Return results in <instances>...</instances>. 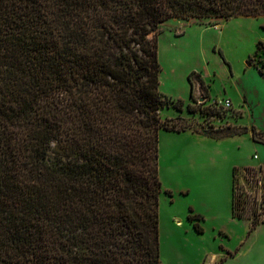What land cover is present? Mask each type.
Returning a JSON list of instances; mask_svg holds the SVG:
<instances>
[{
	"label": "trees",
	"instance_id": "trees-1",
	"mask_svg": "<svg viewBox=\"0 0 264 264\" xmlns=\"http://www.w3.org/2000/svg\"><path fill=\"white\" fill-rule=\"evenodd\" d=\"M259 16L264 0H0V264H160L157 131L187 126L157 113L183 100L158 90L156 27ZM233 176L229 214L250 231L264 212Z\"/></svg>",
	"mask_w": 264,
	"mask_h": 264
},
{
	"label": "rangeland",
	"instance_id": "rangeland-1",
	"mask_svg": "<svg viewBox=\"0 0 264 264\" xmlns=\"http://www.w3.org/2000/svg\"><path fill=\"white\" fill-rule=\"evenodd\" d=\"M156 30V42L167 31L176 41L180 61L192 60L177 62L180 70L214 72L204 77L202 86L192 77L193 100H183L180 110L170 103L157 110L160 119L187 126L180 133L157 131L160 264H264V222L249 231L248 221L242 220L244 225L230 218L228 206L234 167L236 194L245 197L255 212H264V144L250 138V127L264 133V78L258 72L264 71V17L179 23L173 18L159 23ZM132 38L135 41L125 52L140 53V41ZM258 42L261 47L256 51ZM182 81L189 85L187 76ZM225 99L228 107L222 105ZM225 124L245 126L247 131L206 141L203 148L185 137L187 131L201 134ZM196 214L199 219H189Z\"/></svg>",
	"mask_w": 264,
	"mask_h": 264
},
{
	"label": "crops",
	"instance_id": "crops-1",
	"mask_svg": "<svg viewBox=\"0 0 264 264\" xmlns=\"http://www.w3.org/2000/svg\"><path fill=\"white\" fill-rule=\"evenodd\" d=\"M174 19H176L177 23H179L180 21H185V19H182V18H174ZM186 32H187V29L185 30L184 35ZM201 33L203 34L202 31H201ZM173 38L174 37L172 35L167 34V31H163L159 35L157 42H156V45H157L156 56H157V61L160 64L159 65L160 70H159L158 75H157L158 90L160 93H162L165 96H170V97L185 100V99H189V89H190V85H188L185 82V76H187V74L191 71V68L185 67L186 69L183 68L182 70H180L179 67H177V65L180 62L181 63H185V62L186 63H192V60L186 59L185 61H180V59L177 56V52L174 49L176 47V41ZM160 47H161V49H160ZM159 50H160V57L158 56ZM159 59L161 60L163 66H164V69H165V72H163L164 78L162 76V71H161L162 65H161V62ZM193 67H195V66H193ZM196 68H198V67H196ZM192 71H194V70H192ZM194 72H196L198 74V76L202 79L203 85H204V77H208V76L214 74V72L210 69H206L203 72H197V71H194ZM193 77H196V76H193ZM182 79L184 80L185 83H183ZM163 81H164V83H163ZM197 81H198V78H197ZM230 101H231V99H230ZM180 132H184V131H180ZM186 133H187V134H185L186 139L189 140L191 143L198 145L200 148H203V146L208 143L206 141L217 140V139H213V138L201 135L195 131H187ZM256 143H259V142H256ZM230 186H231V184H230ZM229 199H230V191H229ZM229 199H228V206H229ZM231 219H235V218H231ZM241 222L244 224V222L242 220H241ZM220 232L222 233V231H220ZM222 234L226 235L225 232H223ZM210 259H214V254H211ZM208 263H210V262H208Z\"/></svg>",
	"mask_w": 264,
	"mask_h": 264
},
{
	"label": "built area",
	"instance_id": "built-area-1",
	"mask_svg": "<svg viewBox=\"0 0 264 264\" xmlns=\"http://www.w3.org/2000/svg\"><path fill=\"white\" fill-rule=\"evenodd\" d=\"M222 105H224L225 107H228V106H229V101L225 99V100L222 102Z\"/></svg>",
	"mask_w": 264,
	"mask_h": 264
},
{
	"label": "bare ground",
	"instance_id": "bare-ground-1",
	"mask_svg": "<svg viewBox=\"0 0 264 264\" xmlns=\"http://www.w3.org/2000/svg\"><path fill=\"white\" fill-rule=\"evenodd\" d=\"M191 60V59H190Z\"/></svg>",
	"mask_w": 264,
	"mask_h": 264
}]
</instances>
